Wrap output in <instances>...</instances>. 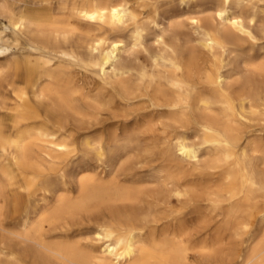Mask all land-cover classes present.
I'll return each mask as SVG.
<instances>
[{"label":"bare ground","instance_id":"bare-ground-1","mask_svg":"<svg viewBox=\"0 0 264 264\" xmlns=\"http://www.w3.org/2000/svg\"><path fill=\"white\" fill-rule=\"evenodd\" d=\"M0 17V264H264V0Z\"/></svg>","mask_w":264,"mask_h":264},{"label":"rangeland","instance_id":"rangeland-1","mask_svg":"<svg viewBox=\"0 0 264 264\" xmlns=\"http://www.w3.org/2000/svg\"><path fill=\"white\" fill-rule=\"evenodd\" d=\"M1 20H3V18L0 17Z\"/></svg>","mask_w":264,"mask_h":264}]
</instances>
